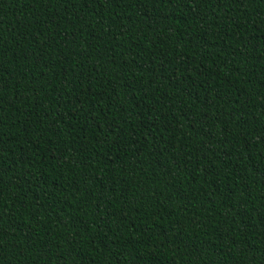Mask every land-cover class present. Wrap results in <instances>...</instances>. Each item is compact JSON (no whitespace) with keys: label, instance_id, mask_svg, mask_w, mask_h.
<instances>
[{"label":"trees","instance_id":"1","mask_svg":"<svg viewBox=\"0 0 264 264\" xmlns=\"http://www.w3.org/2000/svg\"><path fill=\"white\" fill-rule=\"evenodd\" d=\"M0 264H264V0H0Z\"/></svg>","mask_w":264,"mask_h":264}]
</instances>
